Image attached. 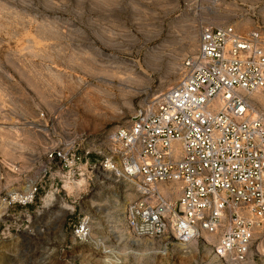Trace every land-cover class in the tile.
Masks as SVG:
<instances>
[{
	"label": "rangeland",
	"instance_id": "obj_1",
	"mask_svg": "<svg viewBox=\"0 0 264 264\" xmlns=\"http://www.w3.org/2000/svg\"><path fill=\"white\" fill-rule=\"evenodd\" d=\"M215 22L262 27L264 0H0V189L39 184L32 204H0V264H264L254 251L239 263L218 260L203 240L132 237L122 212L133 187L93 171L94 156L74 178L40 176L59 138L96 142L146 93L176 80L199 25ZM83 216L94 243L73 238Z\"/></svg>",
	"mask_w": 264,
	"mask_h": 264
},
{
	"label": "built area",
	"instance_id": "obj_2",
	"mask_svg": "<svg viewBox=\"0 0 264 264\" xmlns=\"http://www.w3.org/2000/svg\"><path fill=\"white\" fill-rule=\"evenodd\" d=\"M256 95L264 98V26L200 24L176 80L146 93L125 124L96 142L59 138L45 151L40 176L74 178L94 156L93 171L133 187L122 212L132 237L165 246L203 240L216 259L234 263L251 251L264 258V107ZM38 188L33 181L0 204L26 207ZM91 231L83 216L72 235L93 242Z\"/></svg>",
	"mask_w": 264,
	"mask_h": 264
},
{
	"label": "bare ground",
	"instance_id": "obj_3",
	"mask_svg": "<svg viewBox=\"0 0 264 264\" xmlns=\"http://www.w3.org/2000/svg\"><path fill=\"white\" fill-rule=\"evenodd\" d=\"M215 18L217 19V20H220L221 21V17H219V16H215ZM216 20V21H217ZM216 23V22H215ZM217 25H222V23L220 24V23H216ZM234 26V25H233ZM191 29H192V27H191ZM194 31L195 30H193V31H191V33L193 32L194 33ZM189 32V31H188ZM195 36L196 35H190V33L188 34V43H187V45L189 46V47H191V49H192V51L194 50V42H195ZM196 47V46H195ZM195 51V50H194ZM126 79H119V84H120V86H127L126 85ZM255 98L257 99V100H259V102L261 103V105L264 107V98L261 96V95H256L255 96ZM14 125V124H13ZM174 188H175V190H176V188H177V186L175 185L174 186ZM130 195V194H129ZM117 227V226H116ZM118 228V227H117ZM208 237V239L211 237V235H207ZM92 237V236H91ZM90 237V239H92ZM213 237V236H212ZM196 242H192V243H190V244H188V245H191V244H195ZM179 245H181V244H179ZM188 245H181V246H188Z\"/></svg>",
	"mask_w": 264,
	"mask_h": 264
},
{
	"label": "crops",
	"instance_id": "obj_4",
	"mask_svg": "<svg viewBox=\"0 0 264 264\" xmlns=\"http://www.w3.org/2000/svg\"><path fill=\"white\" fill-rule=\"evenodd\" d=\"M16 187H13V184L12 185H8V186H3L0 190L1 191H4L5 193L9 192V191H13L15 190Z\"/></svg>",
	"mask_w": 264,
	"mask_h": 264
}]
</instances>
